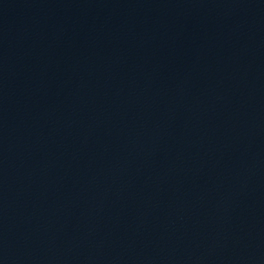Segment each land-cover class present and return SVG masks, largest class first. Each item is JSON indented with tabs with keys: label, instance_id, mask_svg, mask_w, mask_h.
Here are the masks:
<instances>
[{
	"label": "water",
	"instance_id": "obj_1",
	"mask_svg": "<svg viewBox=\"0 0 264 264\" xmlns=\"http://www.w3.org/2000/svg\"><path fill=\"white\" fill-rule=\"evenodd\" d=\"M0 264H264V0H0Z\"/></svg>",
	"mask_w": 264,
	"mask_h": 264
}]
</instances>
